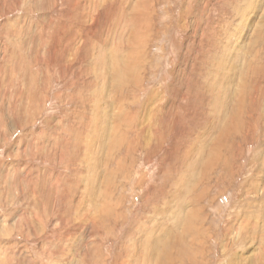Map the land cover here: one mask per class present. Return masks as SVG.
<instances>
[{"label": "rangeland", "instance_id": "obj_1", "mask_svg": "<svg viewBox=\"0 0 264 264\" xmlns=\"http://www.w3.org/2000/svg\"><path fill=\"white\" fill-rule=\"evenodd\" d=\"M80 2L81 10L77 8ZM135 9L147 14L141 17L146 20L145 37L141 38L144 44L136 62L141 71L136 85L131 83L128 92L123 89L117 93L122 95L123 103L115 98L107 119L113 118L121 105L120 118L127 114L138 123L141 115L148 113L145 105L154 107L159 95L163 98L158 104L166 105L168 113L176 106V118L170 119V125L168 122L157 128L159 139L146 150L125 143L121 149L114 146L107 152L108 148L102 150L94 142L98 126L94 121L96 113L89 105L100 93V97H108L109 91L110 96L111 90L108 86L105 89L99 77L104 68L108 74L110 61L113 64L112 58L122 50L118 47L127 39L132 23L134 27ZM98 14L101 26L110 27L104 41L106 52L102 51L105 67L101 68L98 60L102 58L96 46L92 54L89 44L76 50L80 44L77 35L89 32L91 18ZM68 16L75 20H65L66 25L77 24L75 32H70L71 48H67V40L60 39L56 49L52 39L62 32L60 27ZM256 29L261 38L252 46ZM97 32L102 39L101 29ZM246 42L250 52L244 48ZM224 49L231 57L244 58L239 78L229 66V77L233 75L230 83H224L222 78L228 57L218 55V51ZM73 53L77 55L69 59L73 62L63 69L64 77L60 79L54 64L57 68L59 64L63 66V58ZM249 65L255 67L253 82L248 77ZM240 82L248 83L244 114L239 116L244 124L231 132L226 140L231 146L226 144L212 167L208 170L207 165L201 166V171L191 178V171L187 172L192 168L190 160L206 146L210 152L222 140L218 121L225 112L219 104L225 97L223 92L232 91L222 100L228 99L227 105L231 101L230 110L239 109L241 99L235 91ZM263 85L264 0H0V264H153L156 261H152L141 241L146 233L156 241L164 233L171 236L177 232L175 241L172 237L166 239L174 244L173 248L179 246L177 242L187 231L171 225L170 214H166L167 222L159 214L173 208L174 204H169L175 190L185 187L189 180L192 189L190 186L186 196L187 209H199L203 224L201 233L194 235L192 251L184 253L185 261L264 264ZM71 97L75 98L73 103L69 101ZM188 98L194 105L189 113ZM207 100L219 106H210ZM99 107L102 109L103 104ZM77 125L90 130L86 132L93 137L90 145L84 146L85 140L77 135L78 129L75 131ZM177 131H183L182 137L177 136L180 143L167 152ZM131 138L132 133L130 141ZM205 142L209 144L205 146ZM119 161L122 167L117 169ZM156 210L162 211L155 215ZM153 221L156 228L151 226ZM172 260V264L186 263L174 257ZM160 261L164 264V260Z\"/></svg>", "mask_w": 264, "mask_h": 264}, {"label": "bare ground", "instance_id": "obj_2", "mask_svg": "<svg viewBox=\"0 0 264 264\" xmlns=\"http://www.w3.org/2000/svg\"><path fill=\"white\" fill-rule=\"evenodd\" d=\"M124 1V0H123ZM147 1V0H146ZM121 2V1H120ZM70 3V2H69ZM74 3V2H73ZM96 3V2H95ZM112 4H113V2H112ZM111 4V5H112ZM144 4V3H143ZM81 5H83V4H81V2H80V5L77 3V8L79 9L80 7H81ZM146 7V6H145ZM76 8V7H75ZM98 8V7H97ZM113 8V7H112ZM72 9V8H71ZM70 9V10H71ZM89 9V8H88ZM146 9H147V7H146ZM69 10V9H68ZM79 10H81V9H79ZM97 10V9H96ZM132 10H134V9H132ZM136 10V9H135ZM84 11V10H83ZM136 13H135V20H134V27H133V23H132V29H131V31L129 32V34H128V37H127V39L122 43V46H120V47H118V48H120V49H122L118 54H116V55H114V57L112 58V62H113V64L111 63V61H110V68L108 69V74L105 72V69L106 68H104V71L103 72H101V75H100V79H102V84L104 85V87H105V89H106V87L108 86L109 87V90H111L110 91V96H109V91H108V97L106 96V97H100L101 96V93L99 94V96H98V98H97V100H95V102L93 101L92 103L93 104H91V105H89L90 106V108H92L91 109V111L93 110L94 111V114H95V118H96V116H97V120L94 118V116H93V118H94V121L96 122L97 121V128H96V134H97V136H95V139H94V142H96L97 143V145H98V147L100 148V149H102V150H104V148H108L107 149V152H109V149L110 150H112V148H114V146L115 147H117L118 149H121V147H122V145H125V143H128V145H135L136 147L139 145L140 147H142L143 149H147L149 146H150V144L152 143V142H156L159 138H157V134H156V132H157V128L158 127H160V126H164V124L166 125L168 122H169V125L171 124V118H176V106L174 107L173 106V111H172V109H169L170 111H169V113H168V110H167V108H166V105H159L158 104V102L161 100V98H163L162 96L163 95H159V96H157V98H159L157 101H155V103H154V107H152L151 105L149 106L148 104H146L145 105V107H147V110H148V116H147V114L145 113L144 115L142 114L141 115V119H140V122H135L134 120H133V118L130 116V115H127V114H125L124 116H123V118H120L121 117V114L123 113V109H122V103H123V98H121L122 97V95H119L118 96V94H119V91H121V93H122V91H123V89H126V91L128 92V89L127 88H129L128 86H132L131 85V83H134L135 85H136V83L138 82V76L137 75H139L140 74V71L141 70H139V68H140V64H137L136 62L139 60V58H138V55L141 53V51H140V48H141V46L144 44V37H145V33H144V30H145V24H144V22L143 21H146L145 20V18H141V17H145V16H147V14H144L143 12H141L140 10H136L135 11ZM71 13H72V11H71ZM77 13V12H76ZM75 14V13H74ZM83 14V13H82ZM89 14V13H88ZM109 14V13H108ZM61 15V14H60ZM73 15V14H72ZM77 15V14H76ZM78 15H79V13H78ZM112 15V14H111ZM115 15V14H114ZM81 16V15H80ZM90 16V15H89ZM98 17L97 18H91V26H90V30H89V32L87 31V32H84V31H81L80 32V34H78L77 35V37H76V40H79L80 41V44H78V47H76V50L77 51H79L80 50V48L81 49H83V48H85V45H87V44H89V45H91V54H92V52H93V50L95 49V46H96V50H97V53H98V57L100 58V56H101V60H98V63H99V66H100V68L101 67H105V61H104V58H105V56H104V54H103V50L105 51V49H104V41H105V39H106V37L109 35L108 34V32H109V28L110 27H108V24L107 25H105V24H102L103 25V27L101 26V24H100V14H98L97 15ZM69 18H71V19H74V18H72L71 16H68L66 19H64L63 20V24L61 25V24H59V25H61V31L62 32H60L59 34H57L55 37L56 38H54V39H52V44H54V47L57 49L58 48V43L60 42L59 40L60 39H64V40H67L68 41V44H67V48L68 49H70L71 47V44H70V40L72 39V41H73V37L72 36H70L71 34H70V32L71 33H74L75 32V29H76V25H71V26H69V25H66V21L65 20H67V19H69ZM79 18V17H78ZM80 19V18H79ZM221 19V18H220ZM75 20V19H74ZM82 20V19H81ZM58 21V20H57ZM69 22H72V20H69ZM84 22V21H83ZM263 22V21H262ZM261 22V23H262ZM131 23V22H130ZM49 24H50V22H49ZM135 24H136V26L137 27H135ZM52 25H53V23H52ZM58 25V26H59ZM120 25V24H119ZM127 25V24H126ZM129 25V24H128ZM53 26H55V25H53ZM69 26V27H68ZM114 27V26H113ZM126 28V27H125ZM101 29V32H103L102 33V39H100V38H98L96 35L99 33V32H97V31H99ZM126 29H128V28H126ZM259 29V28H258ZM52 30V29H51ZM85 30V29H84ZM88 30V29H87ZM261 30V29H260ZM59 31H60V29H59ZM129 31V30H128ZM262 32V31H261ZM110 33V32H109ZM127 33V32H126ZM253 33H255V35L253 34ZM252 34H253V36H255L254 37V39L252 40L253 42H252V46L253 45H256V39H260L261 37H259L260 35H261V33H258L257 32V29L256 30H254V32H253ZM54 34H56V33H54ZM67 35V36H66ZM88 37H90L89 39H87ZM201 37H203V35L201 36ZM78 38V39H77ZM132 38L134 39V41L135 42H133V43H131L132 42ZM143 40H142V39ZM89 40H92V43L90 42H87V41H89ZM71 41V42H72ZM87 42V43H86ZM249 42V41H248ZM248 42H246V44L244 45V46H247V47H244V48H247V50L246 51H249L250 52V50H249V43ZM67 43V42H66ZM248 43V44H247ZM50 44V43H49ZM251 46V47H252ZM73 47V46H72ZM83 47V48H82ZM122 47V48H121ZM214 47V46H213ZM65 47L64 48H62V50L65 52ZM243 49V48H242ZM50 50V49H49ZM223 50V49H222ZM51 51V50H50ZM202 51H203V49H202ZM207 51V50H206ZM255 51V50H254ZM60 52V51H59ZM71 52V51H70ZM106 52V51H105ZM104 52V53H105ZM224 52H225V54H224ZM224 52H220L219 53V51H218V55H224V56H227L228 57V64H227V70H226V72H225V75H224V77H222L223 78V81H224V83L227 81V82H229L228 80H230V82H231V80H232V76L234 75L235 77L237 76H242V71L240 70V66H241V64H242V61L244 60V58L242 57V55L241 56H233V57H231V56H229V54L225 51V49H224ZM87 53V52H86ZM76 55H77V53H73L72 55H70V56H68V57H65V59L63 58V62H62V58H60V60H61V62H62V64H63V66H61V64H59L60 66H58V68H57V64L55 63L54 64V59H53V57L51 58V63L52 64H54L55 66H56V69L55 70H57L56 72L58 73V77L61 79L62 77H64L63 76V74H64V70L63 69H65V70H67V66H68V64L69 63H71V62H73V60L75 59V57H76ZM83 55L86 57V55L83 53ZM88 55H89V53H88ZM204 55V54H203ZM55 54H54V58H55ZM60 55H58V57H59ZM66 56V55H65ZM206 56V55H205ZM57 57V56H56ZM60 57H62V56H60ZM201 57V56H200ZM57 59H59V58H57ZM56 59V60H57ZM69 59H73V60H71V61H69ZM201 59V58H200ZM50 60V59H49ZM110 60H111V58H110ZM67 63V65H65V62ZM50 62V61H49ZM60 62V61H59ZM58 62V63H59ZM79 62H80V60H79ZM202 62V61H201ZM203 62H204V60H203ZM233 62H234V66H233ZM247 62V61H246ZM140 63V62H139ZM230 65H232V67H233V69H232V72H233V75L232 76H230L229 77V73H230V75H231V70L229 69V66ZM245 65V64H244ZM204 66H205V64H204ZM197 67V66H196ZM231 67V66H230ZM231 67V68H232ZM249 68H247L248 70V72L250 73L249 74V79H251L250 81L251 82H253L254 80H253V78H254V74H255V67H252L251 65H249L248 66ZM195 68H193V70H194ZM199 70V69H198ZM221 71V70H220ZM195 72V71H194ZM56 73V74H57ZM61 73V74H60ZM99 74V73H98ZM182 74V73H181ZM96 76V75H95ZM177 76V75H176ZM179 76V75H178ZM195 76H197V75H195ZM208 76V75H207ZM228 77H229V79H228ZM236 77V78H237ZM238 77V78H239ZM76 78H78V76H76ZM98 78V77H97ZM97 78H95V79H97ZM98 78V79H99ZM247 78V77H246ZM63 79V78H62ZM213 79V78H212ZM185 80H186V78H185ZM196 80V79H195ZM219 81V80H218ZM220 81H222L221 79H220ZM219 81V82H220ZM246 81V80H245ZM229 82V83H230ZM236 82V81H235ZM210 83V82H209ZM239 83V82H238ZM242 83V84H241ZM74 84V83H73ZM73 84H71V85H73ZM233 84V83H232ZM248 84V83H247ZM245 82H240V84H237V90L235 91L237 94L239 93V99L238 100H240L241 99V101H240V105H239V109H236V111H235V109L233 110H230V107H229V105H230V102L228 101L227 103H229V105H227L225 102L228 100V99H226L225 101H223L222 100V98H225V97H229V96H231V93H232V91L230 92V91H228V92H223L224 93V95H225V97L224 96H222L221 97V101L219 102V104L220 105H223L225 108H224V110H225V112L223 113V118L222 119H219V124L221 125V131H222V133H221V137H222V140L219 142V143H217L216 145H214V147H213V150L211 149V153L208 151V147L209 146H206V145H208L209 143H206L205 142V146H206V148L205 149H202V151L199 153V155H198V157H196V158H192L191 160H190V162H191V164H190V166L192 167L191 168V170L189 169V171H187V172H190V175H191V178H194L195 176V174L197 173V172H199V170L201 171V166L203 167H205L206 165V169H208V168H210V167H212V164H213V162H214V160L216 161V160H218L220 157H221V151L223 150V148L224 147H226V144H227V147H229V143H228V141H226V140H228V138H229V135L231 134V132L233 131V130H235V132H236V129H237V127H239V126H242V124H244L243 123V121L239 118V116H241V115H243L244 114V110L245 109H243L244 108V105H245V100H244V98H246L245 97V94H244V92H245V85H247ZM251 84V83H250ZM70 85V86H71ZM70 86H69V88H70ZM232 86H234V85H232ZM264 86V85H263ZM231 87V86H230ZM256 88V87H255ZM65 90H67V88L65 89ZM221 91V90H220ZM175 92V91H174ZM186 92V91H185ZM216 92V91H215ZM251 92V91H250ZM249 92V93H250ZM111 93H114L112 96H111ZM118 93V94H117ZM67 94V93H66ZM175 94V93H174ZM214 94V93H213ZM227 94H230V95H227ZM104 95V94H103ZM179 95V94H178ZM193 95V94H192ZM219 95V94H218ZM249 95V94H248ZM174 96V95H173ZM180 96H181V94H180ZM204 96V95H203ZM250 96V95H249ZM175 97V96H174ZM181 97H183V96H181ZM216 97L218 98V96L216 95ZM32 98H34V97H32ZM104 98H108V100H106V99H104ZM115 98H118V101H119V103L121 104H119L120 106L118 107V113H116L115 115H114V117L113 118H111L110 120H108L107 118H108V116H109V108L111 107V103L113 104V101H114V99ZM156 98V97H155ZM248 98V97H247ZM31 99V98H30ZM110 99V100H109ZM125 100V99H124ZM162 100H164V99H162ZM186 100V99H185ZM191 100H193L192 98H188V100H187V102H188V107L186 108L187 109V112L189 113V111H193V106H192V104H191ZM205 100V99H204ZM252 100V99H251ZM69 101H71V103H73L74 101H75V98L73 99L72 97H71V100L69 99ZM91 101V100H90ZM111 101V102H110ZM126 101V100H125ZM180 101H182V100H180ZM183 101H184V99H183ZM195 101V100H194ZM64 102V101H63ZM165 102V101H164ZM169 102V101H168ZM177 102H179V101H177ZM207 102H209L208 100H207ZM65 103H68V101L67 100H65ZM100 103L101 104H103V107H102V109H100V107H99V105H100ZM108 103V104H107ZM175 103V102H174ZM221 103H223V104H221ZM185 104H186V101H185ZM194 104V103H193ZM232 104V103H231ZM95 105H96V107H95ZM127 105H128V103H127ZM174 105V104H173ZM181 105H183V102L181 103ZM199 106H201V104H198ZM198 105H197V108H198ZM209 105L210 106H213V107H217V106H219L217 103H216V101H212L211 103L209 102ZM226 105H227V108H226ZM94 106V107H93ZM106 106H107V109H106ZM125 106V105H124ZM180 106V105H179ZM185 106V105H184ZM183 106V107H184ZM222 106V107H223ZM254 106V105H253ZM259 106V105H258ZM205 107V106H204ZM185 108V107H184ZM195 109V108H194ZM209 109V108H208ZM213 109V112H215L216 113V115L218 114V111H214V108H212ZM207 110V109H206ZM221 110V109H220ZM66 111V110H65ZM125 111V110H124ZM182 111V110H181ZM68 112V111H67ZM74 112V111H73ZM77 112V111H76ZM153 112V113H152ZM183 112V111H182ZM182 112H180V113H182ZM241 112V113H240ZM243 112V113H242ZM79 113V112H78ZM112 113V112H111ZM150 113H152L151 115H150ZM160 113V115L158 116V114ZM179 113V114H180ZM199 113L200 114H203V110H202V108H199ZM204 113H206V112H204ZM87 114H89V113H87ZM93 114V115H94ZM141 114V113H140ZM139 114V115H140ZM185 114V113H184ZM192 114V113H191ZM197 114H198V112H197ZM212 114V113H211ZM67 115H69V118H71L70 117V114H67ZM82 114H80V116H81ZM83 115H85V114H83ZM183 115V114H182ZM192 115H194V114H192ZM219 115V114H218ZM218 115H217V117H218ZM73 116H75V114L73 115ZM188 116V115H187ZM203 116H205V115H203ZM220 116V115H219ZM79 117V116H78ZM135 117V116H134ZM181 117V116H180ZM222 117V116H221ZM221 117H219V118H221ZM85 118V117H84ZM91 119H92V117H91ZM195 119V118H194ZM213 119H215V118H213ZM250 119V118H249ZM74 120V119H73ZM75 120H76V117H75ZM85 119H83V121H84ZM187 120V119H186ZM195 120H197V119H195ZM202 120V119H201ZM218 120V119H217ZM246 120V119H245ZM83 121H80L81 123L83 122ZM109 121V122H108ZM165 121H167V122H165ZM173 121V120H172ZM190 121V120H189ZM192 121V120H191ZM79 121H77V123H78ZM86 122H88V121H86ZM193 122V121H192ZM195 122H197V121H195ZM194 122V123H195ZM216 122V121H215ZM257 122V121H256ZM73 123V122H72ZM93 123V122H92ZM91 123V124H92ZM112 123V124H111ZM186 123V122H185ZM190 123V122H189ZM197 123H199V122H197ZM71 124V123H70ZM74 124V123H73ZM95 124V123H94ZM180 124V123H179ZM188 124V123H187ZM196 124V123H195ZM200 124V123H199ZM67 124H65V126H66ZM75 125V124H74ZM79 125V124H78ZM77 125V126H78ZM88 125V124H87ZM113 126L112 128L110 127V126ZM168 125V124H167ZM192 125V124H191ZM190 125V126H191ZM209 125V124H208ZM246 125V124H245ZM61 126V125H60ZM69 126H71V125H68V127ZM83 126V125H82ZM186 126V125H185ZM228 126V127H227ZM67 127V128H68ZM85 127V126H84ZM84 127H80V126H78V128H75V131H77V129L79 130V133H77V135H81L80 137L81 138H83V141L85 140V142H84V146L85 145H87V144H89L90 145V141H91V138H93L92 136H90V137H88L87 135H86V132H87V128L84 130L83 128ZM87 127V126H86ZM197 127V126H196ZM202 127V126H201ZM200 127V128H201ZM214 127V126H213ZM226 127H227V129H226ZM72 128V127H71ZM203 128H205V127H203ZM250 128V127H249ZM91 129H92V127H91ZM161 129V128H160ZM188 129V128H187ZM197 129H199V128H197ZM219 129V128H218ZM186 130V129H185ZM238 130V129H237ZM88 131H90V130H88ZM163 131V130H162ZM189 131H191V130H189ZM193 131H195V130H193ZM193 131H191V132H193ZM209 131V130H208ZM95 132V131H94ZM164 132V131H163ZM182 132V134L181 133H179L178 131L176 132V134L174 135V137H173V140H171L172 141V145H171V147H169V149L167 150V152L170 150V148H172L173 147V145L175 144H177V143H180V139H179V137H177L178 135L180 136L181 135V137H182V135H183V131H181ZM211 132V131H210ZM132 133V135L134 134V138H131L132 140L130 141V134ZM164 133H166V132H164ZM189 133V132H188ZM193 133H195V132H193ZM197 133V132H196ZM213 133V132H212ZM208 134V133H207ZM235 134V133H234ZM57 135V134H56ZM86 135V136H85ZM125 136L126 138L128 137V139H129V141H128V139L126 140V138H122V136ZM160 135V134H159ZM164 135V134H163ZM192 136H193V134H191ZM196 135V134H195ZM205 135V134H204ZM203 135V136H204ZM210 135V134H209ZM239 135V134H238ZM99 136V137H98ZM203 136H201V138L203 137ZM71 137V136H70ZM69 137V138H70ZM74 137V136H73ZM160 137L162 138V136L160 135ZM164 137V136H163ZM57 138V137H56ZM98 138V139H97ZM194 138V140H195V137H193ZM204 138V137H203ZM208 138H210L211 139V137H208ZM78 139V138H77ZM178 139V140H177ZM190 139V138H189ZM75 140H76V138H75ZM188 140V139H187ZM199 140V139H198ZM197 141V140H196ZM202 141H204V139L202 140ZM229 141H231V140H229ZM198 142H200V140L198 141ZM110 143V144H109ZM190 143H192V142H190ZM197 143V142H196ZM195 142H194V144H196ZM109 144V145H108ZM193 144V143H192ZM203 144H204V142H203ZM197 145V144H196ZM201 145V144H200ZM82 146V145H81ZM178 146V145H177ZM203 146V148H204V145H202ZM231 146V145H230ZM89 147V146H88ZM135 147V148H136ZM201 147V146H200ZM211 147V146H210ZM98 148V149H99ZM188 148H190V147H188ZM193 148V147H192ZM192 148H190V149H192ZM82 149V148H81ZM88 149V148H87ZM157 149V148H156ZM230 149V148H229ZM233 149V148H232ZM89 150V149H88ZM131 150V149H130ZM114 151V150H113ZM152 151V150H151ZM150 151V152H151ZM171 151V150H170ZM187 151H188V149H187ZM199 151V150H198ZM79 152V151H78ZM147 152V151H146ZM178 152V151H177ZM80 153V152H79ZM82 153V152H81ZM149 153V152H148ZM166 153V152H165ZM176 153V152H175ZM205 153H207V155H205ZM210 153V154H209ZM196 154H197V152H196ZM172 155V154H171ZM146 156V155H145ZM167 156V155H166ZM63 156H61V158H62ZM147 157H149L150 158V155L149 156H147ZM195 157V156H194ZM63 158H65V157H63ZM176 158V157H175ZM178 158V157H177ZM183 158V157H182ZM185 158H186V155H185ZM190 158H191V156H190ZM171 159V158H170ZM235 159V158H234ZM122 160V159H121ZM147 160V159H146ZM176 160V159H175ZM163 161V160H162ZM189 161V160H188ZM71 162V161H70ZM172 162V161H171ZM176 162V161H175ZM122 163V161H119V165H118V168L117 169H119L120 167H122L121 164ZM177 163V162H176ZM226 163V162H225ZM120 166V167H119ZM194 166H196V168H198V169H195L194 168ZM117 167V166H116ZM162 168V167H161ZM165 168V167H164ZM176 168V167H175ZM174 168V169H175ZM117 169H116V171H117ZM163 169V168H162ZM167 169V168H166ZM193 169H195V170H193ZM169 170V169H168ZM209 170V169H208ZM151 171V170H150ZM179 171V170H178ZM196 171V172H195ZM184 172H185V170H184ZM207 172H209V171H207L206 170V173ZM263 173V172H262ZM159 174V173H158ZM151 175V174H150ZM188 175V174H187ZM187 175H185V176H187ZM194 176V177H193ZM199 176H201V175H199ZM198 176V177H199ZM183 177V176H182ZM188 177H190V176H187V178ZM202 177V176H201ZM201 177H199L200 179H201ZM178 178V177H177ZM180 178V177H179ZM185 178V177H184ZM178 181H179V179H178ZM186 181V180H185ZM197 181V180H196ZM202 181V180H201ZM56 182V181H55ZM190 180H189V182L186 184V186L185 187H178V189L177 190H175V192H174V194H173V196H172V201H170V204L169 205H173V208H166V211H162V213H160L161 211H158V210H156V214L155 215H158L159 213V216L161 215V214H163V218H161V220L163 221H166V214H170L171 215V220H170V223H171V225H173V226H179V227H182V228H184V230L185 231H187L180 239H179V241L177 242L178 243V247H177V245H176V247H174L173 248V245L174 244H169V243H167L168 242V240L167 239H169V237L171 238V240H173V241H175L173 238L174 237H178V234H176L177 232H173L172 234H171V236H168V232L167 233H164V237L163 238H160V237H157V238H155V239H157L156 241H153V240H151L150 238H149V236H148V234L149 233H146L147 235H145V237H144V239L141 241L142 242V244H143V242L145 243V250L148 252V253H150L151 254V256H152V261L153 260H155L156 262H153V264H161L162 262L160 261V260H164L163 261V263L165 264L166 263V260H167V264H172L173 262H174V260H172V257H174L175 259L176 258H178L179 259V261H185V257L187 256V255H185L186 254V251H187V254H189L188 252L189 251H192V249H191V246L195 243V237H194V235L197 233V234H199V233H201V223H202V219H201V216H200V210L198 209H195V210H192V211H188V209H187V206H188V204H187V193L188 192H191L189 189V187L191 186V189H192V185H190ZM198 182V181H197ZM145 183V182H144ZM150 183V182H149ZM148 183V184H149ZM194 183V182H193ZM248 183V182H247ZM257 183V182H256ZM260 184V183H259ZM255 185V184H254ZM195 187V186H194ZM263 189H264V181H263ZM150 188V187H149ZM261 188V187H260ZM262 189V190H263ZM166 190V189H165ZM203 192V191H202ZM246 192V191H245ZM45 193V192H44ZM149 193V192H148ZM143 194V193H142ZM246 194V193H245ZM256 195V194H255ZM264 196H262L261 198H263ZM147 199V198H146ZM163 200V199H162ZM187 204V205H184V204ZM189 203V202H188ZM258 204V203H257ZM262 211L264 212V200L262 201ZM165 207V206H164ZM97 210V209H96ZM99 215H101V214H99ZM155 215H154V218H155ZM84 216V215H83ZM89 217V216H88ZM97 217V216H96ZM153 218V219H154ZM247 218H249V217H247ZM95 219V218H94ZM160 220V219H159ZM158 220V221H159ZM89 221V220H88ZM167 222V221H166ZM92 223V222H91ZM143 224V223H142ZM152 225V227L154 228H156V224H155V222L153 221L152 223H151ZM197 224L199 225V226H197ZM203 224V223H202ZM248 224V223H247ZM163 226V225H162ZM242 226V225H241ZM240 226V227H241ZM263 227H264V225H263ZM181 228V229H182ZM156 230V229H155ZM200 230V231H199ZM173 231V230H172ZM171 231V232H172ZM143 232H144V230H143ZM241 232V231H240ZM252 232V231H251ZM249 233V232H248ZM176 234V235H175ZM151 235V234H150ZM153 235V234H152ZM241 235V234H240ZM254 235V234H253ZM252 235V236H253ZM196 236V235H195ZM251 236V237H252ZM257 236V235H256ZM197 237V236H196ZM258 237V236H257ZM167 238V239H166ZM262 238V237H261ZM188 239V240H187ZM258 239V238H257ZM263 239V238H262ZM187 240V241H186ZM243 240V239H242ZM261 240V239H260ZM152 241V247H150L149 246V244H150V242ZM249 241V240H248ZM140 242V243H141ZM176 243V244H177ZM133 246V245H132ZM147 246V247H146ZM164 246H165V248H164ZM226 246V245H225ZM176 248V249H175ZM225 248V247H224ZM194 250V249H193ZM174 252H176L175 254H174ZM142 253V252H141ZM185 253V254H184ZM193 253H194V251H193ZM139 254V253H138ZM191 254V253H190ZM145 255V254H144ZM150 256V257H151ZM170 256H171V260H172V262H170ZM176 256V257H175ZM193 256V255H192ZM196 256V255H195ZM260 256V255H259ZM137 258V257H136ZM258 258V257H257ZM195 259H196V257H195ZM236 259V258H235ZM136 260V259H135ZM191 260V259H190ZM237 260V259H236ZM181 261V262H182ZM255 261V260H254ZM259 261V260H258ZM161 262V263H160ZM186 263L185 264H190V262H188L187 260L185 261ZM139 263V262H138ZM177 263V262H176ZM137 264V263H136ZM179 264V263H178ZM194 264V263H193Z\"/></svg>", "mask_w": 264, "mask_h": 264}]
</instances>
